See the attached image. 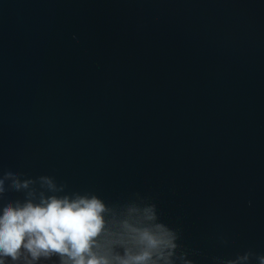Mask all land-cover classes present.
I'll use <instances>...</instances> for the list:
<instances>
[{
    "label": "water",
    "instance_id": "water-1",
    "mask_svg": "<svg viewBox=\"0 0 264 264\" xmlns=\"http://www.w3.org/2000/svg\"><path fill=\"white\" fill-rule=\"evenodd\" d=\"M0 168L264 254V0H0Z\"/></svg>",
    "mask_w": 264,
    "mask_h": 264
},
{
    "label": "clouds",
    "instance_id": "clouds-1",
    "mask_svg": "<svg viewBox=\"0 0 264 264\" xmlns=\"http://www.w3.org/2000/svg\"><path fill=\"white\" fill-rule=\"evenodd\" d=\"M10 192L22 198L7 199ZM180 240L139 193L106 203L93 192L69 191L54 176L0 168V264H194ZM214 260L264 264V254L249 249Z\"/></svg>",
    "mask_w": 264,
    "mask_h": 264
}]
</instances>
